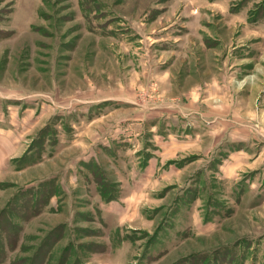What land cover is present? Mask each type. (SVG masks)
<instances>
[{"label": "rangeland", "instance_id": "1", "mask_svg": "<svg viewBox=\"0 0 264 264\" xmlns=\"http://www.w3.org/2000/svg\"><path fill=\"white\" fill-rule=\"evenodd\" d=\"M205 2L0 0V264H264V110L239 95L248 78L242 89L226 78L230 65L209 93L199 84L213 65L198 64V95L179 92L190 83L177 39L184 27L202 40L192 15L208 14ZM261 33L233 31L227 45ZM248 64L231 71L246 76ZM237 92L234 111L209 114ZM186 136L193 150L164 161ZM150 159L174 178L139 201L154 224L114 229L102 204L144 193ZM188 164L183 184L167 170Z\"/></svg>", "mask_w": 264, "mask_h": 264}, {"label": "crops", "instance_id": "2", "mask_svg": "<svg viewBox=\"0 0 264 264\" xmlns=\"http://www.w3.org/2000/svg\"><path fill=\"white\" fill-rule=\"evenodd\" d=\"M206 2L200 6L202 9H208V14L201 13L198 15H192V20L196 21L198 24L200 23V30L199 32H202V40H197L195 35H190L188 36L186 33V29L183 27L182 28V36L179 35L180 38H178V46H181L186 49V52L184 50L183 52V61L185 64L182 65V72L186 74L185 81H188L190 83V86L186 84V88H184V91L180 92V94L187 95V98L189 96L193 97L195 95H198L197 93V85L196 82H200V75L199 69H198V64L201 63H206V64H211L212 69H208L207 73L209 74V81L205 82L204 84H199L200 86H204L209 88V93L212 87L217 86V85H222V82H218L216 75L218 71H221V66L223 65H230L229 66V76L228 80L236 81V83L239 81H243V84H240V88L242 89L243 86L246 84L245 78H248L249 80V89L244 88L239 92V95L241 94H246V96L251 95L252 97H255V101L257 104L255 105L258 110L263 109L264 110V73L263 72V66H264V34L261 32H264V0H205ZM221 2H226V9L224 11H216L218 3ZM249 5H251L249 7ZM245 14V20L241 25H237V23L233 24L231 23V18L233 16L237 15H242ZM217 18L218 21L221 20V25L219 26L217 24ZM230 18V24L228 19ZM237 22V21H236ZM194 23V22H192ZM203 26L208 27V29L211 31V33H205L204 29L202 28ZM193 27L196 30L197 26L193 24ZM248 29H255L257 34L260 32L261 36H257L256 40L254 43L249 44V43H240L243 40L237 41L236 46H232L233 40L231 41L230 46L227 45L229 40L227 39H232V33L240 34L245 36V32ZM218 33H223L222 36H219ZM223 38V39H222ZM198 41V42H197ZM236 42V40H234ZM239 44V45H238ZM198 46V47H197ZM191 47L194 49V52L190 55V49ZM224 48V56L222 58L221 54L218 53L220 49ZM196 49V50H195ZM200 49V51H199ZM195 51H199L201 54L198 55ZM249 52V53H248ZM248 55V59H247ZM186 58V59H184ZM178 61V59H177ZM244 62H247V69H250L251 71L244 76L242 73L234 72L231 71L232 68H236L238 71V66L240 64H243ZM239 64V65H237ZM243 65H240V68ZM254 67V68H253ZM254 73V74H252ZM250 77H254L253 80L250 79ZM199 79V80H196ZM217 80V81H216ZM232 85H235L234 82L231 83ZM261 85V86H260ZM260 86V87H259ZM202 89V88H200ZM199 90V89H198ZM200 91V90H199ZM234 95V105L232 103H224L225 106H207L203 105V109H206L208 107L209 114L210 115H216L220 116L223 114L225 111H234V107H236V104L238 102V99L236 96L238 95L237 93H233L231 96ZM233 105V106H231ZM208 114V116H209ZM194 136V135H191ZM186 139H172L173 141L168 142L169 145L165 148L164 153L162 154V159L164 161H173L178 158L179 155H182L185 153V150H193V145L194 143L193 140H191L190 136H186ZM180 138V136H178ZM189 138V139H188ZM207 142V141H206ZM204 142V143H206ZM203 144V143H202ZM191 146V147H189ZM26 151V150H25ZM25 151H22L25 153ZM30 153V152H29ZM29 153H25V156L28 155ZM23 154V153H21ZM190 155H198L196 153H192ZM19 157V156H18ZM187 157V156H185ZM22 158V157H21ZM183 158V157H182ZM198 161V159H195ZM194 161L193 163H195ZM191 164V163H190ZM188 164L184 168L176 167V165H171L167 170H171L174 168L176 170V176H179L178 181L183 184L185 181V175L186 178L190 176V168L194 165ZM38 166H43L42 164H39ZM8 168V167H7ZM30 169V168H29ZM26 170H28L26 168ZM25 171V170H24ZM167 172V171H165ZM161 167L158 168V161L156 159H150L148 162V165L144 168V178L142 179V182H139V185L142 184V188L140 191H143L144 193H135V196L132 195V197L129 198V196L126 198V201L122 200V198L119 197V199H111L110 201H106L102 204V212H104V215L108 216V220H110L109 223L113 224L112 227L114 229L122 228L123 226H126V229H129L130 231H137L139 227H135L134 223L136 222L137 219H140L141 225H151L154 224V217H144L139 215V201L140 199H145V196L147 192H149V188L151 189L154 185V183H159L161 178L168 177ZM169 172V171H168ZM56 174V173H54ZM52 175V174H51ZM51 175H49L48 178L45 179H50ZM55 176V175H52ZM174 180V178H170ZM189 181V179H187ZM58 186L54 189L55 191H58V195L64 190L62 184H59L55 182ZM190 181L188 182V185H190ZM159 186V185H156ZM154 190V189H152ZM151 190V191H152ZM264 191V189H263ZM57 194L51 195L50 198V203L49 206L51 207L54 202L53 198L55 199ZM131 196V195H130ZM264 203L263 200H258L257 206H259V203ZM260 204L261 206L263 204ZM162 208V207H157ZM131 211L133 213H131ZM144 228V227H142ZM127 245L126 243L120 247L119 249V254L121 252H124V246ZM124 254V253H123ZM130 254L128 255V257ZM134 257V255H133ZM132 257L130 258V260ZM130 260H127L125 263H128ZM113 264H116L113 262ZM118 264V263H117Z\"/></svg>", "mask_w": 264, "mask_h": 264}]
</instances>
